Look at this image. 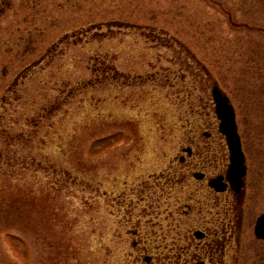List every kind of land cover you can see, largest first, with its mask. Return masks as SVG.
<instances>
[{"label": "rangeland", "instance_id": "rangeland-1", "mask_svg": "<svg viewBox=\"0 0 264 264\" xmlns=\"http://www.w3.org/2000/svg\"><path fill=\"white\" fill-rule=\"evenodd\" d=\"M263 64L264 0H0V264H126L130 187Z\"/></svg>", "mask_w": 264, "mask_h": 264}, {"label": "flooded vegetation", "instance_id": "flooded-vegetation-1", "mask_svg": "<svg viewBox=\"0 0 264 264\" xmlns=\"http://www.w3.org/2000/svg\"><path fill=\"white\" fill-rule=\"evenodd\" d=\"M125 24L115 21L118 36L130 31L121 29ZM155 80L125 79L129 86ZM238 84L219 87L234 110L244 174L238 181L229 176L232 155L213 99L199 114L188 109L185 144L130 187L131 209L115 212L126 264H264V64Z\"/></svg>", "mask_w": 264, "mask_h": 264}, {"label": "water", "instance_id": "water-1", "mask_svg": "<svg viewBox=\"0 0 264 264\" xmlns=\"http://www.w3.org/2000/svg\"><path fill=\"white\" fill-rule=\"evenodd\" d=\"M212 97L216 106V114L220 120V130L227 137V142L232 155V167L229 176L232 180L238 181L244 174V158L241 152V144L237 127L235 124V114L229 99L215 86L212 90ZM260 229L256 228L258 233Z\"/></svg>", "mask_w": 264, "mask_h": 264}, {"label": "trees", "instance_id": "trees-1", "mask_svg": "<svg viewBox=\"0 0 264 264\" xmlns=\"http://www.w3.org/2000/svg\"><path fill=\"white\" fill-rule=\"evenodd\" d=\"M115 24V23H113ZM122 30L125 29V30H129V29H132V27H130L128 25V27H126L125 25L121 28ZM82 37H79V39H81ZM103 67H101L102 71L100 72L99 74V77L100 78H103V79H106L108 78L109 76H111V79L112 81H115V68H110V66H108V64L106 62H103L102 63ZM107 80V79H106ZM56 107V106H55ZM54 111H59V109H54Z\"/></svg>", "mask_w": 264, "mask_h": 264}]
</instances>
